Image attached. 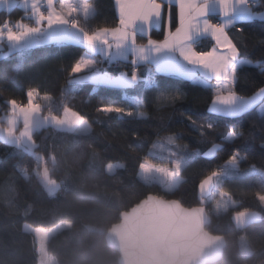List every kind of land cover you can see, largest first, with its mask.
<instances>
[{
    "label": "trees",
    "instance_id": "trees-1",
    "mask_svg": "<svg viewBox=\"0 0 264 264\" xmlns=\"http://www.w3.org/2000/svg\"><path fill=\"white\" fill-rule=\"evenodd\" d=\"M89 3L93 15L80 20L87 32L119 25L115 0ZM260 4L257 11L264 9V0ZM22 14L20 7L1 10L0 26ZM171 16L177 18L176 4L171 5ZM210 16L220 21V14ZM237 27L244 32L232 29L231 35L248 66L239 68L235 89L241 96H251L264 87V20L241 21ZM164 35L165 21L149 35L140 34L138 40ZM211 44L210 38H204L197 48L204 50ZM84 52L83 45L65 42L0 57V123L6 124L3 116L12 111L11 100L27 106L28 90L39 89L52 98L49 104L36 100L43 114L61 116L65 109H72L91 125L86 133L52 125L36 130L35 149L42 158H49L48 168L35 163L37 167L30 169L22 147L0 153V264H38L36 238L25 223L53 227L64 221L71 226L52 235L47 246L56 264H120V254L108 244L107 232L120 221L123 211L150 194L177 199L185 206L207 205L212 215L207 229L227 240L222 259L211 264H264V198L257 197L264 193V111L260 104L238 115L214 114L209 111L211 83L200 84L176 74L159 73L155 84L133 88L76 82L71 70ZM126 69V63H114L109 73L117 75ZM129 95L143 97L144 118L137 112L126 116L97 111L101 103L133 107ZM206 122L216 127L204 128L201 135L200 124ZM229 127L242 133L234 142L226 139ZM168 136L174 137L173 143ZM157 143L164 150L151 154ZM213 144L220 148L209 158L206 153ZM235 148L240 150L239 164L247 167L223 175L221 186L236 204L217 214L199 196L198 187L214 169L226 168L225 161ZM146 158L171 164L176 158L185 159L180 184L168 190L160 182L144 181L138 172ZM111 162L124 166L111 173L107 169ZM45 174L58 183L57 192L47 190ZM249 210L259 212V219L239 227L234 214Z\"/></svg>",
    "mask_w": 264,
    "mask_h": 264
},
{
    "label": "crops",
    "instance_id": "crops-1",
    "mask_svg": "<svg viewBox=\"0 0 264 264\" xmlns=\"http://www.w3.org/2000/svg\"><path fill=\"white\" fill-rule=\"evenodd\" d=\"M201 3H203V0H201ZM253 3H255V0H253ZM115 4L120 21L121 20L131 21V24L128 26L127 38L122 41H117L115 39H112L111 43L107 45L97 40L94 46H90L86 41V35L92 33L87 32L80 24L81 19L89 18L94 13V8L89 3V0H0V11L1 10L11 11L15 7H20L23 10L22 16L17 20H15V22H13L14 23L13 28L16 31L21 30L20 28L16 27L18 23H20L22 26H29L33 29H38L36 31L27 32L25 35H23L22 39L18 41H10L7 38V36L4 35L6 32L2 30L0 27V30H2L0 31V57L6 56L13 51L26 50L45 44L66 42V43H75V44L83 45L85 47V52L82 55V57L94 61V63L89 65V67L86 70L80 73H74L73 81L76 82L90 81L96 84H105V85H111V86H117L123 88H133L137 85L150 82V78L154 70H157L159 73L176 74L189 78L176 71V66L179 65H184L188 68H193L192 65L187 64L184 58L180 55L179 51L174 49H163L157 52L153 47L147 44V41L153 38H149L145 42H141L138 40V36L140 34L149 35L152 29L155 27H160L163 21H165V26H166L169 11L171 12L172 4H176L177 15H178L179 0H171V3H169V0H115ZM153 4L163 6L164 12L160 18H157L156 15L151 14V8ZM69 8L74 10L71 12L70 15L67 16V22L53 23L48 19H41V13H43L44 16H48L50 14H53V10H67ZM250 10H251L250 14H254L255 12H258L255 8H252ZM208 11H209L208 18H211L210 16L211 14H220V21H222V7L221 4L219 3V0H211ZM245 14L246 13L242 10V8L240 6H237L232 16L228 18L234 17L236 19H239L241 16H244ZM73 17L77 19V24L71 26L69 24V20ZM204 19L206 18H200L199 20V24L201 27H203ZM241 21H245V20H241ZM96 31H94L93 33H95ZM204 38L211 39V36L209 33L196 32L195 30H193L192 39L190 43L197 47V45L200 44L202 39ZM156 40H160V39H156ZM117 43L120 44L119 47L116 46ZM141 46H143L146 49L145 52L146 59L141 58L138 55ZM104 61L106 62L113 61V63L114 61L115 62L119 61L121 63L124 62L129 66V69L128 70L126 69L117 75H114L109 72L95 71L94 69L95 66L100 64V62L104 63ZM137 68L139 69L140 78L138 82H136L132 87H124L118 84L107 82L105 80L91 78L94 77L96 73H100L101 75L107 74V77L110 80H117L121 78V74L126 73L128 74L127 78L130 79L131 73ZM194 70L197 76H201V74L204 72L203 68H194ZM142 71L146 73L145 76L142 74ZM206 83H212V82L211 80H208L206 81ZM261 89H264V87ZM240 97L241 100L237 101V105L235 106L234 109V111H236L237 113H242L257 104H260L261 106L264 102V93H261L259 91H257L251 96L240 95ZM38 99H41V101L47 104L52 102V98L49 95L43 93H40V95L37 97L36 100ZM129 100L133 103V107H130V109H133L134 112L137 113L142 111L146 114V112L143 111L141 108L143 104V97L139 95H129ZM135 100H139L140 103L139 104L135 103ZM68 110L69 109H65V111L61 116H57L55 114L53 115L58 117L59 119L62 118L64 115L70 117L71 113ZM70 110L72 112L77 113L72 109ZM20 111L21 108H19V105L17 103L15 108L12 107V111L10 113H7L10 114L9 119L6 114L3 116L6 122V124L4 123L3 125L4 126L10 125L11 122L17 121L15 119L17 117L16 114L18 113H19L18 115L19 120L17 125L23 124L24 115H23V111L22 112ZM9 121L11 122L9 123ZM57 121L59 122V120ZM51 125L52 124L44 125L42 127H39L38 129ZM67 125L66 127H58L55 123V125L52 126L59 129H67L71 131H79L80 128H84L88 131H90L91 129V125L86 123L85 119H83L79 123H70L68 121ZM17 128L15 130H18ZM20 142L21 141L10 142L8 145L5 146L6 149L4 150V152L3 153L0 152V153L2 155L7 154L9 149L12 148L11 146L22 147ZM3 143L1 144L0 148L2 147ZM41 156L42 154H39L31 158L28 154L26 155L30 169H34L37 167L35 164V160ZM246 167L247 166H245L244 163H240V167H239L240 169ZM230 170H235V168L234 167L223 168L220 171V174L214 176L213 179H215L216 177L219 179L220 176L223 177V175ZM43 182L45 187L50 193H55L59 189L58 183L55 180H53L48 174L44 175ZM200 187H201V183L198 187V191ZM211 210L213 211V207H211Z\"/></svg>",
    "mask_w": 264,
    "mask_h": 264
},
{
    "label": "snow or ice",
    "instance_id": "snow-or-ice-1",
    "mask_svg": "<svg viewBox=\"0 0 264 264\" xmlns=\"http://www.w3.org/2000/svg\"><path fill=\"white\" fill-rule=\"evenodd\" d=\"M211 0H179L178 5V15L176 19H173L171 12L169 11L167 24L165 26V35L162 39H149L147 44L159 52L163 49H174L179 51L180 55L184 58L188 65H192L193 68H188L184 65L176 66V71L182 75H185L193 80H197L200 84H206V81L211 80L212 95L210 97L209 111L218 115H237L242 113H237L234 111L237 101L241 100L240 94L236 91L235 85L237 82L238 70L241 66L247 65L245 59L241 57V50L235 39L231 35L232 29L235 31L243 33V27H237L241 20H253L259 19L264 20V10L250 14L252 8L260 9V0H219L222 7V21H217L209 17V4ZM171 3V0H169ZM237 6H240L242 10L246 13L239 19L228 18L231 17L235 12ZM74 9L67 10H53V14L44 16L41 13V19H48L49 21L55 22H67V16L71 14ZM164 8L162 5L153 4L151 8V14L156 15L160 18L163 15ZM200 18L204 19L203 27L200 26ZM131 21L121 20L119 25L113 28H103L95 33L87 34L86 41L90 46H94L95 42L99 40L104 44H110L112 39L117 41H122L128 36V26ZM17 28L20 31H16L12 28L9 22V30L4 35L10 41H18L22 39L29 31H36L38 29H33L29 26H22L20 23L17 24ZM193 30L196 32L209 33L211 36L212 44L210 47L201 50L195 45L191 44ZM2 31V30H0ZM134 35V34H133ZM120 46L119 43L116 45ZM146 49L141 46L138 55L141 58L146 59L145 56ZM94 61L82 57L77 64L72 68V73H80L86 70L89 65L93 64ZM194 68H203L204 72L201 76H197ZM128 74H121V78L117 80H110L107 74L101 75L96 73L94 79L105 80L107 82L118 84L124 87H132L139 80V69H135L131 73L130 79L127 78ZM264 93V89L258 90ZM29 103L27 106L21 105V111L31 112L38 111L40 105L36 103L37 97L40 95L39 89H29L27 92ZM177 98H180L177 96ZM135 99V98H134ZM135 103L139 104V100H135ZM10 104L16 106L17 102L15 99L10 101ZM71 116H66L70 123H79L84 117L78 115L75 112L68 110ZM97 111L104 113L116 112L118 114L131 116L137 114L133 109L124 107L123 105L116 104H103L98 107ZM144 112H139L138 116L140 118L145 117ZM216 125L212 122L201 123V135H204V128L209 131L214 130ZM14 134V129L8 130L9 138ZM242 133L239 132L235 127H229L226 134V139L229 142H234ZM167 140L169 143L174 142V137L168 136ZM153 147L157 150H164L163 144H154ZM220 148V145L213 144L206 156L209 158H214L216 152ZM246 158V154H245ZM240 161V150L235 148L230 156L227 157L225 163L237 165ZM140 167L145 171L149 172L154 167L151 161L147 158L141 163ZM180 161L176 162V169L179 170ZM159 171L165 173L168 176L174 173L171 169L160 168ZM220 169H214L209 176L202 180L201 186H205L209 183L212 177L219 175ZM258 198H264V193H258Z\"/></svg>",
    "mask_w": 264,
    "mask_h": 264
},
{
    "label": "water",
    "instance_id": "water-1",
    "mask_svg": "<svg viewBox=\"0 0 264 264\" xmlns=\"http://www.w3.org/2000/svg\"><path fill=\"white\" fill-rule=\"evenodd\" d=\"M211 222L206 204L185 206L150 194L123 211L106 237L120 264H211L227 247L224 235L207 229Z\"/></svg>",
    "mask_w": 264,
    "mask_h": 264
},
{
    "label": "rangeland",
    "instance_id": "rangeland-1",
    "mask_svg": "<svg viewBox=\"0 0 264 264\" xmlns=\"http://www.w3.org/2000/svg\"><path fill=\"white\" fill-rule=\"evenodd\" d=\"M15 108V106H13ZM42 107L39 108L38 111H31V112H25L23 111L24 119L23 124H18L19 120V113L16 114L17 117L14 122H11L10 125L4 126L2 123H0V137L3 139V145L0 148V152L3 153L6 149V145H8L10 142L15 141H21V145L23 149L26 151V153L33 158L34 156L39 155L40 153L34 149L35 147V139H34V132L39 127H42L44 125H56L58 127H66L69 119H66V116L64 115L62 118H58L54 116L51 113L43 114L42 113ZM260 109L264 111V102L260 106ZM22 112V111H20ZM8 116V119L10 117V114H6ZM59 120V122L57 121ZM57 121V122H56ZM86 123L90 124L87 120ZM68 126V125H67ZM18 127V128H17ZM18 130H15V129ZM73 128V127H72ZM14 129V134L9 138L8 130ZM80 132L88 131L84 128H80ZM159 144V143H157ZM14 147V146H11ZM157 149L154 147L151 150V154H157ZM149 161L152 162L154 167L149 172H145L141 167L139 169L138 175L146 182H160L164 185V187L168 190H173L176 188L180 182L182 181V168L186 163L185 159L176 158L174 160V163H166V162H160L155 161L151 158H147ZM145 160V159H144ZM143 160V161H144ZM180 161V168L179 170L176 169V162ZM124 166L123 162H111L108 164L107 169L109 172L113 173L117 171L118 168H121ZM225 167H234L235 169L239 170L240 164L232 165V164H226ZM160 168H166L171 169V171L174 173L171 176L166 175L165 173L159 171ZM230 174L232 172L230 171ZM212 179L209 181V183L205 186H201L198 194L199 196L211 203V206L213 207V212L219 214L223 211L228 210L231 206H234L236 202L228 195V193L222 188L221 182L223 177L220 176L219 179L216 177L215 179ZM202 183V182H201ZM260 214L257 211L249 210V211H241L236 212L234 214V220L235 223L241 227L246 225L248 222L259 219ZM71 226L70 221H64L61 222L53 227H42V226H36L31 223H25V229L28 231H31L34 233L36 242H37V250H38V264H56L55 257L49 253L47 246L48 241L50 237L54 234H56L58 231Z\"/></svg>",
    "mask_w": 264,
    "mask_h": 264
},
{
    "label": "built area",
    "instance_id": "built-area-1",
    "mask_svg": "<svg viewBox=\"0 0 264 264\" xmlns=\"http://www.w3.org/2000/svg\"><path fill=\"white\" fill-rule=\"evenodd\" d=\"M9 20H7V21H5L0 27H1V29L2 30H4L6 33L8 32V30H9ZM10 24H11V26H12V28H13V26H14V23H12V22H10ZM69 24L71 25V26H74V25H76L77 24V19L75 18V17H73V18H71L70 20H69ZM114 63H116V64H121V62H119V61H117V62H115L114 61ZM113 63V61H111V62H106V63H100V64H98V65H96L95 66V71H97V72H109V68H110V66L112 65V64H114ZM159 74V72L157 71V70H154L153 71V73H152V77H151V79H150V83L151 84H155L157 81H156V78H157V75ZM37 104H38V102H36ZM21 105H23V104H19V108H20V106ZM35 163L37 164V165H39V166H42V167H45V168H48L49 167V164H50V160H49V158L48 157H43V158H38V159H36L35 160Z\"/></svg>",
    "mask_w": 264,
    "mask_h": 264
}]
</instances>
